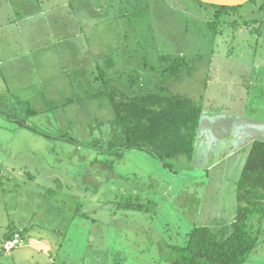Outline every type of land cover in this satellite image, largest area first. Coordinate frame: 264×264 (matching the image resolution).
Here are the masks:
<instances>
[{
    "label": "rangeland",
    "instance_id": "rangeland-1",
    "mask_svg": "<svg viewBox=\"0 0 264 264\" xmlns=\"http://www.w3.org/2000/svg\"><path fill=\"white\" fill-rule=\"evenodd\" d=\"M211 10L0 0V245L10 228L26 230L0 264H171L170 244L233 218L247 150L264 140V0L221 14L216 31ZM176 57L178 78L163 70ZM106 80L125 100L162 84L188 95L198 124L154 152L114 153L124 121ZM245 264H264V221Z\"/></svg>",
    "mask_w": 264,
    "mask_h": 264
},
{
    "label": "trees",
    "instance_id": "trees-1",
    "mask_svg": "<svg viewBox=\"0 0 264 264\" xmlns=\"http://www.w3.org/2000/svg\"><path fill=\"white\" fill-rule=\"evenodd\" d=\"M195 1L212 9L215 17L214 21H209V28L212 30H215L214 23L221 14L229 13L238 7ZM168 62L169 67L163 70L177 72L175 77L178 78L180 65L184 63L177 57ZM109 63L111 62L108 61L107 64ZM104 73L105 70L101 69L100 75L103 76ZM106 87V94L115 114L124 121L121 126V138L112 141V146L114 142L117 143L113 146L114 153L121 155L124 151L132 149L154 152L149 145L157 147L160 140L172 143L176 137L172 133L187 129V123L191 120H194V126L198 124L200 105L188 95L164 93V84L158 92H146L126 100L125 96L121 98L122 95L115 87H110L109 83ZM20 123L29 127L25 120H20ZM70 141L76 142L72 138ZM237 188L238 206L233 218L219 228L221 231L213 230L209 225L195 226L186 234L183 244H170L168 256L171 264H245L258 246L264 221V198L259 196L264 194V140L252 143ZM125 207L142 210L145 205L131 202ZM15 233H20L24 238L25 230L10 228V231L5 233V240L13 237ZM2 250L5 251L4 248Z\"/></svg>",
    "mask_w": 264,
    "mask_h": 264
},
{
    "label": "built area",
    "instance_id": "built-area-1",
    "mask_svg": "<svg viewBox=\"0 0 264 264\" xmlns=\"http://www.w3.org/2000/svg\"><path fill=\"white\" fill-rule=\"evenodd\" d=\"M23 242H24V238L21 236V234L15 233L13 237L6 239L4 241L3 248L5 249L6 252H9Z\"/></svg>",
    "mask_w": 264,
    "mask_h": 264
},
{
    "label": "water",
    "instance_id": "water-1",
    "mask_svg": "<svg viewBox=\"0 0 264 264\" xmlns=\"http://www.w3.org/2000/svg\"><path fill=\"white\" fill-rule=\"evenodd\" d=\"M204 3L221 5V6H238L249 0H200Z\"/></svg>",
    "mask_w": 264,
    "mask_h": 264
},
{
    "label": "crops",
    "instance_id": "crops-1",
    "mask_svg": "<svg viewBox=\"0 0 264 264\" xmlns=\"http://www.w3.org/2000/svg\"><path fill=\"white\" fill-rule=\"evenodd\" d=\"M1 65H2V60H1V57H0V78H1L2 80H4L5 72H4V70L2 69ZM249 149H250V148H249ZM249 149L247 150V156H248ZM247 156H246V158H247ZM14 228L25 230V228H22V227H14ZM25 231H26V230H25ZM25 236H26V232L24 233V239H25ZM4 240H5V234H4V237H3L2 241H1L0 250H2V247H1V246H2V242H3ZM2 251H3V250H2Z\"/></svg>",
    "mask_w": 264,
    "mask_h": 264
}]
</instances>
